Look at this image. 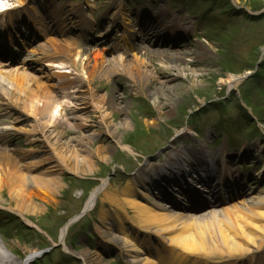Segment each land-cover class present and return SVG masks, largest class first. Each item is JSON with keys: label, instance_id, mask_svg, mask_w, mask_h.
Segmentation results:
<instances>
[{"label": "rangeland", "instance_id": "374dc122", "mask_svg": "<svg viewBox=\"0 0 264 264\" xmlns=\"http://www.w3.org/2000/svg\"><path fill=\"white\" fill-rule=\"evenodd\" d=\"M15 1L0 0V19L4 17V20L11 18L14 21V35L10 40L2 37L0 32L1 74L5 77L13 74V69L20 65V61L28 59V73L32 76H40L43 68L45 73L53 76L51 81H55L56 76L73 79L77 72L71 61L65 60L69 65L67 69L64 65L61 68L58 64L49 66L46 61H36L42 53L53 54L49 40L62 41L71 37L72 33L60 35L55 28L63 25L55 18L46 15L42 17L43 14L39 13L31 18L33 12L30 8L4 11ZM111 2H123L128 10L137 12L150 0H92L93 8L89 9L100 16L107 12L104 7ZM62 3H71L81 8V5H86V0H55V7ZM156 3L165 11L164 17H174L175 21L185 23L187 27L186 35H174L176 40L172 38L171 50L178 48L191 52L197 45L206 51L198 67L186 65L191 68L190 75L195 86L181 89L178 94L172 93L171 98L175 99V103L171 105L168 114H159L162 110L155 107L151 93L153 90L134 88L132 91H123L120 83L111 78L98 79L107 85L105 90L95 92V96H102L111 88L124 96L120 105L125 107V113L117 122H122L124 128L114 135L99 132L93 127L100 122L97 119L94 124L87 118L88 113L94 114V110L84 109L73 99L63 100L70 113L62 115L61 112L58 119L62 125L66 123L70 126L81 121L87 127L65 133L48 127L49 120L46 117H34L4 104L0 106V132L3 134L0 140L6 141L2 149L12 159L18 158L34 165V169L31 167L33 170L27 173L28 177L39 176L45 181L53 179L55 182L52 190L39 192L42 198L39 201L42 209L40 214L24 218L16 212H10L8 208L0 207V214L5 212L11 215L0 216V246L5 255L17 260L19 264H23V259L30 252H42L35 264H85L78 255L82 250L97 254L98 264H125L111 248L102 244L95 229L101 212H106V220L114 230L124 220V213L119 210L116 212L115 207L104 200L105 191L98 196L93 209L86 216L69 226L63 244L59 241L60 231L69 220L80 214L91 192L102 182H105L109 193L122 189L126 181L134 178L141 168L159 166L161 162L158 160L162 153L170 145H176L177 141H180L181 146L199 142L211 144L212 141L214 143L223 139L231 144L227 149L225 146V149L233 158L231 172L237 174V180L229 184L232 187L226 191L224 201L216 208H225L247 198L239 194L242 189L252 188V196H257V191L264 192V174H259L264 161V0H156ZM38 18H42V21ZM61 18L65 24L73 25L75 33L78 32V23L68 18L66 12L61 14ZM48 21L53 27L49 31L46 30L49 28L46 25ZM140 22L139 18L130 26L123 25L130 28ZM124 26H121V32L126 34L128 30ZM101 34L90 31L87 43L97 44L102 38ZM118 36H111L110 43ZM137 39L143 40L142 37ZM6 41L11 43H7L11 45L10 49H7ZM162 46L158 47L155 43L151 48ZM123 50L124 47L117 52L105 48L104 54L106 58L112 59ZM135 53L126 47L122 56L131 60ZM137 57L141 58L140 55ZM150 59L160 64L161 60ZM165 65L170 67L174 63ZM232 79H238L237 85L229 84ZM0 83L2 93L8 83L4 79ZM68 91L74 97H83L77 89ZM239 144H245L251 150L247 160L236 156ZM248 156L257 157L258 162L251 161ZM45 172L46 176L41 177ZM165 189H162L163 196L167 194L172 198L173 191ZM212 194L200 195L204 201H210ZM172 208L194 216L203 214L208 207L193 200L188 208L185 205ZM251 211L264 213V206ZM244 214L256 223L249 211ZM230 217L233 218L232 215ZM220 220L222 223L227 222L222 216ZM215 222L217 224V218ZM211 240H215V237ZM154 246L157 247L156 242ZM152 250L147 256L153 257L157 264H170V260L164 257L186 256L178 249L168 251L171 256H154ZM256 254L264 256V245ZM216 262V259L198 260L200 264Z\"/></svg>", "mask_w": 264, "mask_h": 264}, {"label": "bare ground", "instance_id": "6f19581e", "mask_svg": "<svg viewBox=\"0 0 264 264\" xmlns=\"http://www.w3.org/2000/svg\"><path fill=\"white\" fill-rule=\"evenodd\" d=\"M38 1L45 8L50 7L53 12H46L48 18H55L63 25L55 28L54 24L55 30L60 35L72 33V36L66 37L62 41L49 40L53 54L42 53L36 58V61H46L50 64L49 66L58 64V67L61 68L63 65L65 68L69 66L65 60L71 61L77 74L73 79H62L56 76V80L51 81L53 76L45 73L41 68L40 76H32L28 73L30 61L22 59L20 65L13 69V74L10 73L5 77L0 71V82L4 79L8 83L2 89V93L0 92V106L4 104L27 112L34 117H46L49 120L48 127L53 131L65 133L87 127V124L81 121L72 123L70 126L66 123L62 125L59 121L58 117H61L59 116L61 112L62 115L70 113L68 107L64 106L63 100L73 99L79 102L84 109L94 110L96 115L92 113L87 115L90 122L94 124L97 119H100L97 125H92L93 127H96L99 132L114 135L115 132L124 128L122 122L117 124L125 113V107L120 105L124 96L115 93L112 88L102 96H95V92L101 89L105 90L104 87L107 85L99 80L111 78L114 82L120 83L123 91H132L134 88L153 90L151 92L154 97L153 102L156 108L162 110L159 112L161 115H166L171 111V105L175 103V99L171 98V95L178 94L177 92L181 89H191L195 86L190 75L191 68L186 65L198 67L197 64L206 55V51L197 45L191 52L178 48L170 49L172 42L176 40L174 35L177 37L186 35L185 28L187 27L185 23L179 24L175 21L174 17H164L165 11L156 3V0H150V3L137 12L128 10L123 2H111L104 7L107 12L102 18L98 17L100 20L97 22L93 21L96 17L95 12L92 9H88L89 11L85 9V7L93 8L92 0H86V5L82 9L73 7L70 3H65L66 8L63 5L53 8L54 0ZM57 1L64 2V0ZM12 6L13 10L29 6L33 8V11L37 10L29 0H17ZM65 10L68 11L70 17L80 20V30L76 31L77 33H75L73 25L63 22L61 13ZM139 18L142 21L140 26L126 28L123 25L130 26L133 21ZM38 19L42 21V18ZM104 21V25H101L100 22ZM121 24L130 34L119 32L117 26ZM46 25L49 28L46 29L45 25L44 28L48 31L53 28L50 21ZM3 27V34L9 35L11 23H4ZM92 28L94 30L106 28L101 34L102 38L95 45L87 43L89 34L87 30ZM115 30L120 36L110 43L109 35L110 33L112 35ZM138 37H142L143 40H138ZM172 38H174L173 41ZM155 43L158 47L163 45L162 48H151V45ZM103 46L116 52L123 47L124 52L127 47L128 51L136 53L131 56V60L123 58V52L108 59L104 54ZM137 55H140L141 58H138ZM187 57L188 59L185 60ZM150 58L161 60L160 64ZM167 63H174L175 67H168L165 65ZM182 73L183 77H181ZM237 83L238 79L229 81L232 86ZM69 89H77L83 97H74L68 91ZM2 136L3 134L0 132V138ZM5 142L0 140V207L8 208L10 212H16L24 218L40 214L42 209L39 201L42 198L39 192L52 190L55 182L53 179L45 181L39 176L28 177L27 173L34 169L32 167L34 165L18 160V158L9 157L6 150L2 149ZM9 142L10 140L7 141V144ZM177 142L176 145H170L162 153V158L160 157L158 160L159 163L161 162L159 166L141 168L134 178L126 181L122 189L109 193L106 191L105 182H102L99 189L91 192L84 204V209L92 210L98 196L105 191L104 200L114 206L116 212L119 210L124 213V220L117 230H114L106 220V212L100 213V221L95 229L102 244L111 248L116 257L123 259L125 264H157L153 257L147 256L151 249H154L152 250L154 256H171L167 252L174 251V249H178L186 255L164 257V259L170 260L168 262L170 264H200L198 260L201 258L207 261L216 259V264H226L232 261L233 264H264V256L256 254L264 245V213L251 211L253 208L264 206V192L257 191V196H252L253 189L245 188L240 190L239 194L247 198L225 208H216L224 201L226 191L232 187L225 180L231 181L233 178H237V174L234 175L230 171L231 166L224 164L228 157H231V154L225 149L226 140L223 139L219 144L221 147L215 150L207 146L208 143L199 142L194 145L181 146L180 141ZM250 151L247 145L242 144L236 156L242 157L241 160L244 158L247 160ZM248 157L251 158V161L258 162L257 157ZM214 159H216V163L208 165ZM259 162L261 163L260 160ZM202 165L210 167L211 170L215 167L224 171L218 180L212 178L204 180L209 190L196 185L198 190L213 192L210 201H204L198 196L199 194L197 195L183 184L182 177L186 176L192 180L191 174L200 169ZM261 165L262 169L259 174L263 175L264 161ZM170 166L174 169H169ZM44 176H46V172L42 173L41 177ZM207 177H211V174ZM165 188L172 190L173 194L177 195H174V198H170L167 194L163 196L162 189ZM161 199H165L167 202L164 203ZM191 200H198L200 204H206L208 208L204 213L202 212L203 214L199 213L194 216L172 208L184 205L188 208ZM247 211L251 213L250 217L256 220V223L251 222L249 217H245L244 213ZM2 215L11 216L5 212L0 214V216ZM230 215L233 216L232 219ZM221 216L224 220L226 218L227 222L222 223L221 220L219 222ZM216 218L217 224H215ZM68 228L69 226H64L60 231L59 241L61 244L66 239ZM214 237L215 240H211ZM155 242L157 247L154 246ZM34 255L36 252H30L23 264H33V259L36 257ZM78 255L85 264L99 263L98 256L93 251L82 250ZM32 260L33 262H31ZM0 264L19 263L5 255L0 246Z\"/></svg>", "mask_w": 264, "mask_h": 264}, {"label": "water", "instance_id": "95a60500", "mask_svg": "<svg viewBox=\"0 0 264 264\" xmlns=\"http://www.w3.org/2000/svg\"><path fill=\"white\" fill-rule=\"evenodd\" d=\"M88 211H89V210L84 209V210L81 212V214H80L79 216H77L75 219H72V220L70 221V223L73 222L74 220H76L77 218H80L81 216H83L84 214H86Z\"/></svg>", "mask_w": 264, "mask_h": 264}]
</instances>
